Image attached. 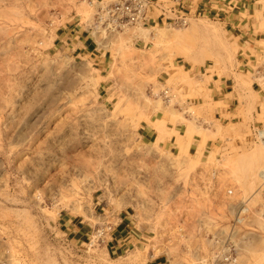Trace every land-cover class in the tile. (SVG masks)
Instances as JSON below:
<instances>
[{
	"label": "rangeland",
	"instance_id": "obj_1",
	"mask_svg": "<svg viewBox=\"0 0 264 264\" xmlns=\"http://www.w3.org/2000/svg\"><path fill=\"white\" fill-rule=\"evenodd\" d=\"M257 1L248 46L203 16L112 31L93 26L90 0H0V264H225L231 255L264 264V145L252 137L264 126ZM87 41L94 55L81 51ZM253 47L254 62L240 66ZM212 76L234 80L225 92L236 98L234 120L218 115ZM151 120L187 125L217 155L146 144L138 132ZM122 215L148 226L150 240L110 258L105 234ZM68 220L93 226L86 244L71 240Z\"/></svg>",
	"mask_w": 264,
	"mask_h": 264
},
{
	"label": "crops",
	"instance_id": "obj_2",
	"mask_svg": "<svg viewBox=\"0 0 264 264\" xmlns=\"http://www.w3.org/2000/svg\"><path fill=\"white\" fill-rule=\"evenodd\" d=\"M161 2V0H159ZM170 3L183 9L189 16H203L204 18H212L219 23L224 24L231 32H235L239 38H247L246 45L251 46L254 33L252 30V19L256 14V5L260 2L257 0H168ZM78 38V37H77ZM81 51L88 55H94L96 51L93 42H84ZM257 49H246L244 63L242 67H248L255 57ZM205 70V68H203ZM200 68V71L203 72ZM197 71V69H196ZM230 82H234L232 78L212 76L209 80L211 97L216 102L222 103V108L218 115L222 119L234 120L239 109H234L235 101L227 100L229 94L225 93ZM238 113V114H236ZM160 120H151L141 125L138 135L146 144H158L159 147L176 152L182 155H191L196 158L204 159L208 156L217 155V145L210 139L200 138V136L188 132L187 125L182 123L173 124L166 123L163 128L158 131L157 125ZM156 125V126H155ZM117 220V219H115ZM66 227V231L72 236V241L76 244H86L91 239L93 226L85 224L83 221L74 222L68 220L61 225ZM151 230L148 226L137 225L129 215H122L117 220L115 226L110 232L105 234L108 239V254L110 258L120 257L132 251H139L147 246L150 240ZM146 251V249H145ZM165 258L154 256L148 260L147 264H165Z\"/></svg>",
	"mask_w": 264,
	"mask_h": 264
},
{
	"label": "built area",
	"instance_id": "obj_3",
	"mask_svg": "<svg viewBox=\"0 0 264 264\" xmlns=\"http://www.w3.org/2000/svg\"><path fill=\"white\" fill-rule=\"evenodd\" d=\"M93 5H98L95 15V28L108 23L112 31H123L128 27H144L157 21L166 22L169 26H187L189 15L178 6L166 8L159 0H90ZM264 1V0H263ZM160 12V15H158ZM252 137L256 142L264 145V126L254 127ZM264 178V176H263ZM99 236L105 230L97 231ZM225 264H238L237 258L232 255L224 259Z\"/></svg>",
	"mask_w": 264,
	"mask_h": 264
},
{
	"label": "bare ground",
	"instance_id": "obj_4",
	"mask_svg": "<svg viewBox=\"0 0 264 264\" xmlns=\"http://www.w3.org/2000/svg\"><path fill=\"white\" fill-rule=\"evenodd\" d=\"M193 24H195V23H193ZM194 26H195V25H194ZM199 28H200V27H199ZM199 28L195 26V27H193L192 30L200 31L201 29L199 30ZM201 31H202V30H201ZM203 31H204V30H203ZM205 33H206V34H209V33H211V32H209V30H208V31H205ZM211 34H212V33H211ZM211 36H212V35H211ZM213 36H214V35H213ZM163 127H164V125H160V127H157V128H158L157 130L159 131L160 128H163ZM257 163H258V162H257Z\"/></svg>",
	"mask_w": 264,
	"mask_h": 264
}]
</instances>
